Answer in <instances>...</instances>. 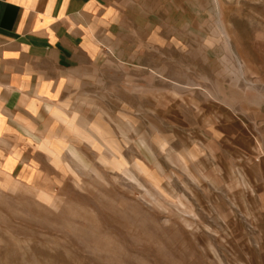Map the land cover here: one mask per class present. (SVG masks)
Segmentation results:
<instances>
[{
  "label": "rangeland",
  "instance_id": "obj_1",
  "mask_svg": "<svg viewBox=\"0 0 264 264\" xmlns=\"http://www.w3.org/2000/svg\"><path fill=\"white\" fill-rule=\"evenodd\" d=\"M160 13L156 46L71 75L93 144L44 115L0 169V264H264V0Z\"/></svg>",
  "mask_w": 264,
  "mask_h": 264
},
{
  "label": "crops",
  "instance_id": "obj_2",
  "mask_svg": "<svg viewBox=\"0 0 264 264\" xmlns=\"http://www.w3.org/2000/svg\"><path fill=\"white\" fill-rule=\"evenodd\" d=\"M175 1L0 0L1 171L21 173L25 152L16 147L36 136L44 115L93 144L67 116L71 75L89 73L110 55L125 62L127 49L156 46L160 11ZM52 146L51 138L42 143L48 153ZM68 150L78 160V151Z\"/></svg>",
  "mask_w": 264,
  "mask_h": 264
}]
</instances>
